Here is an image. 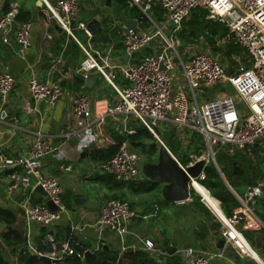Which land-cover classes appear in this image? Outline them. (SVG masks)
Masks as SVG:
<instances>
[{
	"label": "built area",
	"instance_id": "1",
	"mask_svg": "<svg viewBox=\"0 0 264 264\" xmlns=\"http://www.w3.org/2000/svg\"><path fill=\"white\" fill-rule=\"evenodd\" d=\"M41 1L50 18L63 33L75 41L73 31L85 34L88 45L86 48L80 46L84 60L79 72L87 79L88 74L95 71L115 93V101L111 105H99L93 122L88 121V97L80 95L71 100L73 122L66 127L63 139H75L79 153L91 144L102 143L105 139L104 124L120 117L134 119L159 142L161 139L156 130L160 124L165 123H170L178 134L187 130L200 135L207 153L199 151L191 155L186 167L198 162H213L214 150L219 147H227L229 152L249 153L256 142L264 137V0H130L132 5L140 9L141 16L136 19L135 26L124 28V54L130 58L147 48L151 42L155 41V44L151 55L143 56L137 63L127 67L114 65L108 54L102 55L90 45L92 36L87 32L86 24L78 19L77 0H57L54 5L46 0ZM154 2L159 3L164 12V18L159 22L151 20L148 14ZM198 9L205 11L206 20L220 24L232 32L234 45L243 48L251 59L249 68H244L240 62L238 73L230 68L232 73L227 76L226 68L209 51L191 56L183 48L179 51L180 42L176 37L185 20ZM16 14V8H12L7 14L0 15V32L10 29ZM144 21L150 25L149 29L140 27ZM72 24L75 25L74 29H71ZM30 29L29 22H22L15 33L14 41L21 52L29 46ZM183 57H186L185 61ZM178 66L181 68L180 73L176 71ZM115 71H119L126 81L124 88H119L114 83ZM171 72L176 74L174 76L179 82L172 81L169 74ZM14 84L10 75L0 73L2 105L6 104ZM216 84L232 88L234 98L223 95L211 102L198 103V98L202 96L201 86L212 87ZM27 94L33 103L45 102L49 105L55 104L63 95L57 84L40 83L35 79L28 82ZM235 100L243 106V112L236 108ZM132 134L134 131L127 132V135ZM53 154L62 170L71 171V167L64 164L67 158L63 150L52 148L47 139L39 137L24 156L0 160V182L8 181V195L19 187L28 189L30 193L40 190L46 203H53L56 211L50 210L46 203L36 205L26 201L22 205L26 241L18 252L28 253L38 259L47 257L52 264H63L72 256L82 258L77 254L81 245L75 235H71L62 244H58L53 236L46 235L44 245L48 248L47 251H38L31 242L30 235L34 225L45 230L53 227L65 211L61 204L62 189L58 180L42 174L43 160ZM141 161V156L124 143L118 145L111 159L99 164L98 171L117 182L132 183L138 181L142 174ZM262 191L264 182L258 183L244 195L240 208L231 216H225L221 210L220 215L214 214L200 196L201 202L220 224L221 237L239 255L249 256L244 253L249 245L240 229L259 226L254 208ZM217 204L219 208V203ZM135 217V212L127 202L113 199L101 207L93 227L98 233L110 231L118 237H125L128 235V226ZM80 230L82 228H72V232ZM145 248L150 251L153 246L146 242ZM214 257L216 256L194 248L181 252L184 264H210Z\"/></svg>",
	"mask_w": 264,
	"mask_h": 264
},
{
	"label": "crops",
	"instance_id": "2",
	"mask_svg": "<svg viewBox=\"0 0 264 264\" xmlns=\"http://www.w3.org/2000/svg\"><path fill=\"white\" fill-rule=\"evenodd\" d=\"M104 1H106V4L108 2L107 6L115 2V0ZM46 2L54 5L57 0H46ZM77 2H80L78 11L80 7V10L86 13L89 18L85 23L82 18L79 17L78 12V19L84 24L90 22L96 15H101L103 18L100 23V34L92 37L90 41V45L95 50H98L102 55L108 54L112 63L121 67L135 64L142 58H128L124 54L122 48V34L124 28L135 26V21L139 17L138 12H141L137 6L132 5L130 2L128 8L122 9L118 5L120 15H116L115 18H113L114 27L110 28L109 26L108 29H105L104 25L106 19L102 11L101 13H97L94 9L88 7L89 0H77ZM0 6V15L7 14L12 8H16L17 10V14L12 20L10 29L7 32H0V73L4 72L10 75L15 81L6 104L2 105L0 103V160L3 158L24 156L37 138L41 137L47 139L52 148L63 150L67 158L64 162L66 166H70L69 164L74 160L78 161L79 157L84 158L86 156L92 164L91 173L86 171V175L82 176V181H86V184L94 182L104 187L107 193L104 196H123L136 214V217L128 226V235L125 237L117 236L118 246L110 248L109 244L105 242V232L98 233L93 227L101 207L110 200L104 201L101 204L95 202V204L87 205L86 199V209L83 207L84 203L78 207L75 206L74 203L70 207L63 205L65 211L62 213L60 220L53 227L45 230L35 225L32 226L30 232L31 242L34 243L35 246L39 244L44 246L46 235L53 236L60 244L64 243L71 235H75L80 245L86 246V252H89V254L98 251L99 248L103 246L106 248L105 250L110 249L118 251L119 253L131 249L132 251L141 250L162 255L164 259L167 256H174V258L183 263L181 252L187 248H194L200 252L215 255L216 257L212 259L210 264H259V262L256 261V257L264 264V224L255 213L259 221V226L253 229H240L250 248L247 247L244 250V253L249 256L237 254L232 246L226 243L221 237L220 224L211 212L213 206L211 200L213 199L216 203L218 202L219 208L220 202L214 199L208 190L198 184V182L204 179V171L200 178L193 183L192 186L195 191L190 190L189 201L183 203L165 201L162 197L163 185L161 184L162 186H160L158 183V188L152 193L134 195L126 188L121 190H110L106 186L95 182L94 179L96 176L101 175L98 171V166L101 163L92 161L90 158V150L106 149L114 145L115 143L112 140V136L122 135L126 137L127 132L130 130L134 131V128L139 124L130 117L126 119L120 117L108 120L103 126L104 141L100 144H91L88 148L84 149L82 153H79L77 151L75 139L70 138L67 141L63 139V133L66 127L72 125L73 122L71 100L80 95L87 96L92 103V114L90 117L89 113L88 121L93 122L99 110V105H111L115 101L113 89L102 76L95 71L88 74L87 78L93 79V83L90 85V88L86 87V77L79 72L80 64L84 60V54L80 46L83 48H86V46H83L75 38L76 42L58 28L55 21L50 18L41 0H0ZM35 10L37 11V21L31 22L32 14ZM148 14L154 22L155 20L153 18L159 21L164 18V12L157 2L152 3V7ZM205 14V11L202 9L193 11L182 24V30L178 34V39L179 42L181 40V43L183 42V44H180L181 48H187L184 50L187 51L188 56L198 52L209 51L215 58L220 60L222 51L220 52L219 49L226 47L227 50L228 45H234L233 34L224 26L206 20ZM22 22H29L31 24V29L29 46L26 50L21 52L19 47L15 44L14 37L19 24ZM149 26L148 22L145 21L140 25V27L144 29H149ZM92 43H94V45H92ZM209 43L216 48L220 47L218 49L219 53H213L211 51L213 47L211 49L208 48ZM188 48L189 50H194L193 53L189 54ZM149 51L150 54L148 55H151L153 53V46ZM224 54H226V51ZM236 56L235 54L226 55L227 58L232 57V59L235 60L234 63L241 62ZM230 68L231 67L228 66L226 69ZM117 76L123 78L119 71H115L114 83L117 87L124 88L126 86V81L123 78L125 82L116 83ZM31 79H35L40 83L51 82L57 84L62 90V97L53 105H49L45 102L33 103L27 94V85ZM218 85L220 88L222 87L221 84H216L208 88L212 89ZM210 91L202 90V96L200 98L211 97V101H214L221 98L223 95H227L226 93L213 94ZM129 120L132 124L135 123L136 126L132 127L128 122ZM188 132L189 131L185 130L182 134H178L174 129L177 138L180 139L187 148L190 142ZM191 133L195 134L193 132ZM160 137L162 140L168 137V135ZM62 143L64 145H62ZM251 152L244 153L249 155ZM169 153L178 162L180 167H186L190 161V156L198 152H191L188 157L182 158L179 157L177 152L169 151ZM157 155L158 152L154 156ZM155 159L156 163L157 157ZM186 160H188V162L184 165L183 162ZM247 161H251L249 156H247ZM155 163L151 162L149 164ZM210 164L214 168L216 165L217 169L215 168V170H218L217 173L219 177L221 175L224 179L223 181L220 177L221 181L235 197L239 206H241L242 197L238 196L230 188L228 182L220 172L215 158L213 162L205 164L204 167L206 168ZM60 166L54 154L49 155L43 160L42 174L55 177L58 182L60 181L63 184V187H61L62 195H65L68 189L74 190L71 189L73 177L70 176L74 169L70 166L71 171L66 172L62 170ZM144 180L148 179L141 174L138 182ZM7 187L8 181L2 180L0 182V208L9 210L15 215L16 221L12 228L21 232L26 239L22 205L26 201L36 205H43L46 203V199L40 190L30 193L28 189H24L23 187H19L14 193L8 195ZM158 190H160V192ZM191 192L200 195L211 211L201 200L194 203ZM263 192L264 191H262L260 197L256 200L254 212L256 209H260ZM238 209L234 210L233 213ZM84 225H86V228H83ZM74 227L82 228V230L72 232V228ZM4 230V223H0V253L8 264H17L16 253L14 254L12 248L5 246L1 240V235ZM43 231L45 233H43ZM244 234H247V237ZM220 241H223L222 245H220ZM146 242L152 244V250L148 251L145 248ZM166 249H175L176 251L174 255H169L164 252Z\"/></svg>",
	"mask_w": 264,
	"mask_h": 264
},
{
	"label": "trees",
	"instance_id": "3",
	"mask_svg": "<svg viewBox=\"0 0 264 264\" xmlns=\"http://www.w3.org/2000/svg\"><path fill=\"white\" fill-rule=\"evenodd\" d=\"M115 2L122 8L126 9L129 6L130 0H115ZM141 16V12L139 13ZM238 46L228 45L226 55L229 56L237 51ZM213 50L215 54L218 53L217 49L213 45ZM127 145L130 150L137 152L139 155L147 157V163H151L150 158L153 157L159 150L156 141L154 140L152 134L145 129L144 127L138 125L134 128V134L126 135ZM168 141V149L170 144V138L165 137ZM160 147V146H159ZM117 145H111L106 149L101 150H90V158L94 162L104 163L111 159L117 151ZM170 151V149H169ZM172 152V151H170ZM188 160L184 161L183 164L186 165ZM249 162V161H247ZM220 172L228 182L230 188L238 195H243V187H254L256 183L252 180V177H248L250 181L245 183L246 180L243 178V172L241 168L233 166L228 171L224 172L220 169ZM259 178H264V172L260 171L258 173ZM242 181H241V180ZM95 182L100 183L106 186L110 190H121L126 188L130 193L134 195L148 194L152 193L158 188V184L155 182H151L148 180L144 181H136L132 183H121L115 181L112 177L101 174L96 176L94 179ZM202 187L208 190L211 196L220 202V208L222 213L225 216H231L233 211L238 209L239 203L235 199V197L231 194V192L225 187L223 182L221 181L217 171L210 164L204 170V179L198 182ZM192 199L194 203L200 200L198 196H195L194 192H191ZM118 199L121 201L127 202V200L123 196L113 195L109 200ZM260 209H256L255 213L257 217L264 224V192L262 195ZM128 203V202H127ZM129 204V203H128ZM130 206V205H129ZM16 221L15 215L9 210L0 208V223H4L5 230L1 235V240L5 246L12 248L14 254L16 253L17 264H41L39 259L36 256L30 255L28 253H19L18 250L25 245V237L23 234L15 229H13V225ZM43 233H45L43 231ZM45 235V234H43ZM57 242V241H56ZM60 244V242L58 241ZM38 251H47L48 248L41 244L36 246ZM86 246L83 245L81 248L77 249V254L82 258H78L76 256H72L67 258L63 264H183L180 260L172 257H165L162 255H157L154 253H150L147 251H132L131 249H127L124 252L119 253L118 251H113L110 249L105 250L103 246L99 248L98 251L90 253L85 256ZM0 264H8V262L4 259L2 254L0 253Z\"/></svg>",
	"mask_w": 264,
	"mask_h": 264
},
{
	"label": "rangeland",
	"instance_id": "4",
	"mask_svg": "<svg viewBox=\"0 0 264 264\" xmlns=\"http://www.w3.org/2000/svg\"><path fill=\"white\" fill-rule=\"evenodd\" d=\"M90 2L88 3V7L92 8L95 10V12L97 13H101V11L104 13V17L106 19L105 22V29H108L109 26L110 28L114 27V21L113 18H115L116 15H120V12L118 11V4L115 2H112V4L110 6H107L106 1L104 0H89ZM78 5H80V2H78ZM84 5V4H82ZM79 17L82 18V20L86 23V21H88V17L86 15V13H84L82 10H80L79 7ZM155 22H158V19H155ZM105 32V31H104ZM73 36L83 45L87 47V38L84 35V33L79 32V31H73ZM178 39V36L176 37ZM179 40V39H178ZM182 41V40H181ZM180 44H183V42ZM155 41L151 42V44L141 50L140 52L136 53L133 55V57L131 59H134L136 57H143L146 56L148 54H150V49L152 46H154ZM92 45H94V43H92ZM209 45V49H211L213 47L212 44H208ZM215 47V46H214ZM216 48V47H215ZM220 48V47H219ZM219 48H216L217 51ZM183 49H187V48H183ZM221 52V58H220V63L224 68H227L228 66L232 68V70L236 71L238 73V70L240 68V62L238 63H234V59L231 58H227L225 51V48H220L219 49ZM179 51H182L181 45L179 47ZM186 51V50H185ZM189 54L193 53L192 50H189ZM213 53L214 50H211ZM187 52V51H186ZM219 53V51H218ZM235 55H237L236 57H238V59L241 60V63L244 65V68H249L251 66V59L248 57V55L246 54L245 50L241 47L237 48V51L235 53H233ZM184 61L186 60V57L182 58ZM178 73L181 72V68L180 66H178V70H176ZM171 75L172 81L177 83L179 82V80L176 78V74H174V72L169 73ZM116 83H122L125 82L123 80L122 77L117 76V80L115 81ZM201 90H205V91H210L213 94L216 93H226L228 96L234 98L235 96V92L232 88H230L229 86H222L220 88V86H216L214 88H208V87H203L201 86L200 88ZM211 97L210 98H198V103H205V102H211ZM236 103V108L238 110H241L242 112L244 111L243 106L238 103L237 100H235ZM92 110V103L89 100V112H90V117H91V112ZM131 120V119H130ZM128 121L129 124L132 127H135L136 124L133 123L132 124V120ZM156 132L158 133V135L163 136V135H168V137L170 138V144H169V149L172 152H177V154L179 155L180 158L182 157H188L191 152H199L202 151L204 153H207V148L205 146V143L203 141V138L200 135L192 134L191 132H188V138L190 139L189 142V147L187 148L183 142L177 138V136L174 133V129L173 126L170 123H165V124H160L159 127L157 128ZM158 136L160 139L161 137ZM154 140L156 141L158 148H159V142L157 139L154 138ZM128 144V143H127ZM138 152V151H137ZM214 158L216 161V164L218 166V168H220L222 171L226 172L228 171L230 168H232L233 166L239 167L241 168V171L243 172V178H245L244 180H246L245 183L249 182V179H246L248 177H252L253 178V182L256 183V185L260 182H264V178H259L258 173L260 171L264 172V137H262L261 139H259L256 142V146H254L252 148V152L247 155L245 154L243 151H236V152H229V148L227 147H219V148H215L214 150ZM142 161H141V167L144 164H147V157L142 156L140 154ZM247 156L250 157L251 159V163L247 162ZM157 156H153L150 158L152 163H155V158ZM73 169V173L70 175L71 177H73V180L71 182V189L74 190H70L68 189L65 193V195L61 196V204L64 206H72L74 203V199H80L82 200L83 207L86 209V199H87V205L90 204H101L104 201H107L110 199V196H104L106 193L104 187H101L99 184H95L94 182H89L86 184V181H82V176L86 175V171L91 173V162H89V160L86 158V156L84 158H80L78 159V161H72L69 164ZM241 180V179H240ZM242 181V180H241ZM60 187H63V184L59 181L58 182ZM255 185V186H256ZM160 186H162L160 184ZM254 186V187H255ZM254 187H243L242 191L244 192L242 197V200H244V195L252 188ZM161 190V189H160ZM160 190H158L160 192ZM195 195H197L200 200L201 197L200 195H198L197 193L194 192ZM85 201V202H84ZM105 242L107 244H109L110 248L116 247L118 246V238L117 236L110 232V231H105ZM247 237V234H244Z\"/></svg>",
	"mask_w": 264,
	"mask_h": 264
},
{
	"label": "water",
	"instance_id": "5",
	"mask_svg": "<svg viewBox=\"0 0 264 264\" xmlns=\"http://www.w3.org/2000/svg\"><path fill=\"white\" fill-rule=\"evenodd\" d=\"M159 7L162 8L160 4ZM102 19L103 18L101 15H96L90 22L86 24V30L92 37L100 34L101 32L100 23ZM36 21H37V11L35 10L32 14L31 22H36ZM74 28L75 25L72 24L71 29ZM231 73H232L231 69H226L227 76H229ZM92 83H93V79L91 78H87L85 81L87 88H90V85ZM153 138L155 137L153 136ZM112 140L116 145H121L127 142V138L122 135L112 136ZM159 145L160 147L158 150L156 163L144 164L142 166V174L149 181L163 185L162 197L165 201L172 203H183L189 201L190 190L195 191L192 185L195 181H197L200 178L201 174L203 173L205 168L204 167L205 163L198 162L191 167H186L183 169L179 166L178 162L170 155L167 147L168 146L167 139L163 138L161 142H159ZM215 168L217 169L216 165ZM220 177L224 181L221 175ZM82 203L83 202L80 199L74 200V205L77 207L80 206ZM46 206L50 210L56 211V207L53 205L51 201H48L46 203ZM222 244L223 241H220V245ZM175 251H176L175 249L164 250V252L169 255H174ZM88 254L89 252H86L85 256ZM39 261L41 262V264H52L50 259H48L47 257H40ZM256 261H258L259 264H263L261 261L258 260L257 257H256Z\"/></svg>",
	"mask_w": 264,
	"mask_h": 264
},
{
	"label": "bare ground",
	"instance_id": "6",
	"mask_svg": "<svg viewBox=\"0 0 264 264\" xmlns=\"http://www.w3.org/2000/svg\"><path fill=\"white\" fill-rule=\"evenodd\" d=\"M193 187V186H192ZM211 203L213 204V206H212V212L214 213V214H218V215H220V209L218 208V205H217V203L212 199L211 200ZM253 260V259H252Z\"/></svg>",
	"mask_w": 264,
	"mask_h": 264
}]
</instances>
